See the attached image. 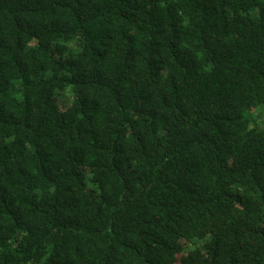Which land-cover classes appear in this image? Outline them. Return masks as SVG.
<instances>
[{
    "label": "trees",
    "instance_id": "obj_1",
    "mask_svg": "<svg viewBox=\"0 0 264 264\" xmlns=\"http://www.w3.org/2000/svg\"><path fill=\"white\" fill-rule=\"evenodd\" d=\"M0 264H264V0H0Z\"/></svg>",
    "mask_w": 264,
    "mask_h": 264
}]
</instances>
